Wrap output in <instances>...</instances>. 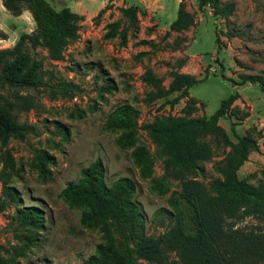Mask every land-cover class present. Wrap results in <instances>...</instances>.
I'll return each mask as SVG.
<instances>
[{
	"label": "rangeland",
	"instance_id": "374dc122",
	"mask_svg": "<svg viewBox=\"0 0 264 264\" xmlns=\"http://www.w3.org/2000/svg\"><path fill=\"white\" fill-rule=\"evenodd\" d=\"M49 1L57 10L64 7L65 0ZM180 1L84 0L73 6L85 13L79 21V37L68 44L62 59L48 58L43 47L29 49L30 54L42 60L45 80L71 81L78 89L66 96L58 94L56 98H51L46 90L30 91L36 106L16 112L18 120L31 127L30 132L22 139L10 138L3 146L0 143V155L9 150L20 168L19 176L13 177L11 184L20 192L22 203L37 205L45 213V230L38 244L26 257L18 258L16 264H81L94 253L101 233L82 228L79 210L67 207L58 193L68 181L80 176L82 167L96 159L105 166L107 184L122 176L137 181L134 197L143 205L148 233L158 234L172 222L161 210L171 209L168 200L173 193L178 196L179 181L168 175L169 191L164 195L153 192L150 181L138 175L130 156L132 149L118 148L115 141L119 133L104 129L106 116L114 107L131 104L137 111L138 143L145 145L155 158L153 175L164 174L166 155H159L158 147L143 125L161 115H184L187 98H181L172 107L164 104V99L145 102L146 94L152 89L143 81L147 72L161 77L165 87L170 83L171 71L201 79L188 91L195 102L191 116L210 115L223 99L237 93L239 97L232 104L235 114L220 118L219 124L231 142L237 140L231 130L233 122L237 134L253 130L259 150L250 152L238 175L253 184L264 182V92L257 83L242 81L244 75L264 71V0H219L220 5L233 3L234 9L228 18L213 14L208 5L200 8L198 0H184L193 23L177 31L170 29V24L177 16ZM130 5L137 9L135 24L123 13ZM116 20L120 22V29L127 28L124 45L117 36L104 37L106 25ZM34 25L30 15L14 16L0 2V30L7 33V39H0V48L11 47ZM181 59L184 63L179 68L177 62ZM107 78L113 79L117 88L102 93L100 88ZM205 140L213 148L212 157L202 163L203 173L192 175L208 184L220 176L214 165L231 147L209 136ZM35 149L45 150L52 157L51 180L43 181L32 167ZM13 214L14 206L0 211L2 256L20 242V230ZM238 225L264 227V222L246 217ZM171 259L175 261L173 264H180L173 253Z\"/></svg>",
	"mask_w": 264,
	"mask_h": 264
},
{
	"label": "trees",
	"instance_id": "16d2710c",
	"mask_svg": "<svg viewBox=\"0 0 264 264\" xmlns=\"http://www.w3.org/2000/svg\"><path fill=\"white\" fill-rule=\"evenodd\" d=\"M0 1L14 16L29 11L35 24L11 47L0 48V143L3 146L10 138L22 139L31 130L18 120L16 113L36 106L30 91L46 90L51 98H56L58 94L66 96L78 89L71 81L45 80L42 60L30 54L29 49L43 47L48 58L62 59L68 44L79 37V21L83 16L66 6L57 10L49 0ZM183 1L179 2L170 29L180 31L193 23V16L185 9ZM205 5L213 14L224 18L234 9L233 3L220 5L219 0H198L200 8ZM123 13L131 24L137 22L135 6L124 8ZM119 25L118 20L108 23L104 37L117 36L124 45L127 28L120 29ZM0 39H7V33L0 30ZM216 41H219L218 35ZM183 63L179 60L177 67ZM170 76L168 87L152 72L143 77L152 88L144 99L147 103L164 99V104L172 107L181 98H187L184 115H161L143 125L158 147L159 155H166L164 174L153 175L155 158L145 145L138 143L137 111L131 104L114 107L106 116L104 129L119 133L115 141L118 148L132 149L130 156L138 175L150 181L153 192L164 195L169 191L168 175L179 181L178 196L173 193L168 200L171 209L161 210L172 222L158 234L148 233L143 205L134 197L137 181L122 176L107 184L105 166L96 159L82 167L80 176L68 181L58 193L67 207L79 210L82 228L101 233L94 253L81 264H173L172 253L180 264H264V227L238 225L246 217L264 222V182L253 184L238 175L250 152L259 150V143L252 129L243 135L235 133L234 122L231 130L237 140L231 142L219 124L220 118L235 114L232 104L239 95L230 94L210 115L191 116L195 102L188 91L201 79L178 71H171ZM242 81L257 83L264 92V71L244 75ZM116 88L114 80L107 78L100 89L102 93H109ZM207 136L231 147L214 165L220 176L208 184L192 175L203 173L202 163L212 157L213 148L205 140ZM0 163V211L14 206L13 217L21 235L20 242L6 251V256L0 253V264H16L18 258L26 257L38 244L45 230V213L37 205H24L20 192L11 184V179L19 176L20 168L9 150L2 151ZM51 163L52 157L47 151L34 150L31 165L43 181L53 178L49 169Z\"/></svg>",
	"mask_w": 264,
	"mask_h": 264
},
{
	"label": "crops",
	"instance_id": "0c3cea01",
	"mask_svg": "<svg viewBox=\"0 0 264 264\" xmlns=\"http://www.w3.org/2000/svg\"><path fill=\"white\" fill-rule=\"evenodd\" d=\"M52 1V0H51ZM84 0H65V2H63V5L66 7H69L70 9H72L73 11L79 13L80 15H85V13H83L82 11H79L77 9H74L73 6H76L78 4H82ZM86 1V0H85ZM90 2H93L94 0H87ZM1 2V1H0ZM4 8V7H3ZM28 14L31 16V14L28 11H24L21 15H19L20 17L23 16L24 14Z\"/></svg>",
	"mask_w": 264,
	"mask_h": 264
}]
</instances>
